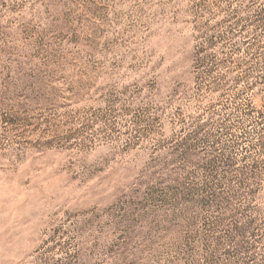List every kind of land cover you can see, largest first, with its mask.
I'll list each match as a JSON object with an SVG mask.
<instances>
[{
  "label": "rangeland",
  "instance_id": "rangeland-1",
  "mask_svg": "<svg viewBox=\"0 0 264 264\" xmlns=\"http://www.w3.org/2000/svg\"><path fill=\"white\" fill-rule=\"evenodd\" d=\"M0 264H264V0H0Z\"/></svg>",
  "mask_w": 264,
  "mask_h": 264
}]
</instances>
